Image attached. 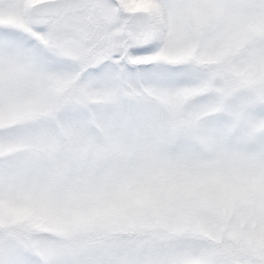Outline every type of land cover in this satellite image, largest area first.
Segmentation results:
<instances>
[{"label":"snow or ice","instance_id":"snow-or-ice-1","mask_svg":"<svg viewBox=\"0 0 264 264\" xmlns=\"http://www.w3.org/2000/svg\"><path fill=\"white\" fill-rule=\"evenodd\" d=\"M0 264H264V0H0Z\"/></svg>","mask_w":264,"mask_h":264}]
</instances>
